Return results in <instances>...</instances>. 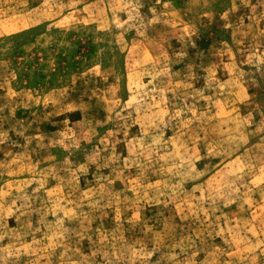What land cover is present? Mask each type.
I'll list each match as a JSON object with an SVG mask.
<instances>
[{
    "label": "rangeland",
    "instance_id": "1",
    "mask_svg": "<svg viewBox=\"0 0 264 264\" xmlns=\"http://www.w3.org/2000/svg\"><path fill=\"white\" fill-rule=\"evenodd\" d=\"M0 264H264V0H0Z\"/></svg>",
    "mask_w": 264,
    "mask_h": 264
}]
</instances>
